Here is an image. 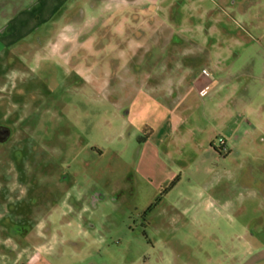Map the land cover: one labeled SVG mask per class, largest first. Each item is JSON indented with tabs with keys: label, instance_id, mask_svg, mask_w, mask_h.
Returning a JSON list of instances; mask_svg holds the SVG:
<instances>
[{
	"label": "rangeland",
	"instance_id": "rangeland-1",
	"mask_svg": "<svg viewBox=\"0 0 264 264\" xmlns=\"http://www.w3.org/2000/svg\"><path fill=\"white\" fill-rule=\"evenodd\" d=\"M77 1L87 14L84 22H64L72 4L24 37V45L43 42V52L31 60L28 74L0 93L1 114L32 108L39 139L52 142L42 171L56 170L57 178L66 173L54 190L59 207L51 216L46 264H264V244L251 250L245 244L249 233L264 232V85L252 103L255 113L241 111L255 127L249 140L257 142L235 146L213 164H189L176 155L167 160L176 176L156 189L137 170L140 143L168 102L164 77L172 70L164 64L191 60L201 67L207 60L188 54L218 42L179 40L173 32L227 27L244 36L238 49L254 40L264 46V0H214L227 12L213 0H197L216 9L219 23L197 10L184 14L182 0ZM177 8L183 18H174ZM1 34L0 66L9 49ZM75 60L86 69L84 79L68 72ZM250 60L246 53L239 62ZM94 193L100 199L90 207ZM209 199L216 206L207 207ZM72 201L85 208H73Z\"/></svg>",
	"mask_w": 264,
	"mask_h": 264
},
{
	"label": "crops",
	"instance_id": "crops-1",
	"mask_svg": "<svg viewBox=\"0 0 264 264\" xmlns=\"http://www.w3.org/2000/svg\"><path fill=\"white\" fill-rule=\"evenodd\" d=\"M238 1H233V4ZM77 2V0H0V16H6L5 20L8 21L5 30L0 33L4 38L2 44L12 45L41 25L56 21L64 8ZM196 3L197 0H182L179 8L186 5L184 14L192 16L197 10L199 14L211 15L213 22L219 23L218 13H212L215 8H203L200 2ZM198 5L199 7H194ZM215 5L226 11L219 3L215 2ZM174 16L176 19L182 16L178 8L174 10ZM172 37H178L179 40L183 37L191 39L201 37L205 39L204 42L213 37L218 38V42L209 43L207 46L201 45L197 53L188 54L195 58H205L207 62L201 67L191 60L165 63L163 66L164 70H172L164 77L168 87L165 89L163 99L168 102L162 103L163 115L148 129L140 143L138 154V175L153 189L159 188V183L164 180L176 176L177 172H170L167 166V160H176V155L185 158L189 164L198 165L205 162L213 164L221 162V157L233 152L235 146L257 142L249 140L255 127L241 111L246 109L255 113L257 109L252 103L264 85V46L252 38L255 42L238 49L237 46L244 43L245 38L227 27L219 29L210 26L199 31L179 29L173 32ZM246 53L250 54L251 62H239ZM204 70H207L208 74H205ZM202 90H205L204 94L201 93ZM199 112L204 123L198 121ZM185 134L195 135L194 139L184 138ZM181 138L184 142L180 150ZM220 138H223L225 143L222 144ZM212 200L209 199L207 207L216 206ZM245 244L250 249V243Z\"/></svg>",
	"mask_w": 264,
	"mask_h": 264
},
{
	"label": "flooded vegetation",
	"instance_id": "flooded-vegetation-1",
	"mask_svg": "<svg viewBox=\"0 0 264 264\" xmlns=\"http://www.w3.org/2000/svg\"><path fill=\"white\" fill-rule=\"evenodd\" d=\"M90 2L95 5L94 0ZM65 15L64 22L73 24L84 22L87 14L77 2ZM23 43L25 38L8 46L6 61L0 66V93L15 77L28 74L31 60L43 52L41 41L37 45ZM72 62L68 67L70 75L76 73L82 79L88 76H83L86 69L78 60ZM33 111L23 106L0 113V264H44L50 261L52 252L51 216L59 207L54 190L64 182L66 173L61 171L60 179L56 170V173L42 171L52 142L39 139L38 120ZM98 199L100 196L94 193L90 207H96ZM72 204L78 210L84 207L75 205V201ZM156 204H151L146 212ZM245 241L250 243L248 250H251L264 243V232H251ZM176 257L181 259L180 251Z\"/></svg>",
	"mask_w": 264,
	"mask_h": 264
},
{
	"label": "built area",
	"instance_id": "built-area-1",
	"mask_svg": "<svg viewBox=\"0 0 264 264\" xmlns=\"http://www.w3.org/2000/svg\"><path fill=\"white\" fill-rule=\"evenodd\" d=\"M204 72H205V74H208L207 70H204ZM201 93L204 94L205 90H202ZM220 142L223 144V143H225V140L223 138H220Z\"/></svg>",
	"mask_w": 264,
	"mask_h": 264
}]
</instances>
